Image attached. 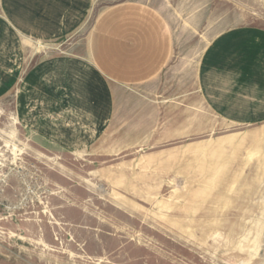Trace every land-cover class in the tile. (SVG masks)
Listing matches in <instances>:
<instances>
[{
	"label": "rangeland",
	"instance_id": "rangeland-1",
	"mask_svg": "<svg viewBox=\"0 0 264 264\" xmlns=\"http://www.w3.org/2000/svg\"><path fill=\"white\" fill-rule=\"evenodd\" d=\"M125 6L169 37L139 83L90 53ZM217 75L264 85V0H0V264H264V93Z\"/></svg>",
	"mask_w": 264,
	"mask_h": 264
},
{
	"label": "crops",
	"instance_id": "crops-1",
	"mask_svg": "<svg viewBox=\"0 0 264 264\" xmlns=\"http://www.w3.org/2000/svg\"><path fill=\"white\" fill-rule=\"evenodd\" d=\"M123 10L125 11L107 13L99 20L92 33L90 53L97 70L108 80L115 83H139L157 75L168 60L170 53L169 37L165 26L156 13L148 12L138 6H125ZM7 17L12 24L11 26L14 27L10 21L14 19L12 15L7 14ZM224 47L225 44L223 43L213 46L212 59L215 63V71L218 70L219 73H226L223 72L221 63L225 59L227 60L229 56L231 57L227 53H222ZM208 54L204 64H206L211 50ZM222 80V77L219 76L218 78L217 75L214 83L216 99L219 100L216 107L218 105L223 106L222 99L229 100V107H233L234 99L241 98L251 100L250 104L253 110V93H264V85L259 87L257 83L251 82L249 86H246L244 81V83H240L242 87H238V90L235 91L232 85L233 81L235 82L233 76H225L224 82ZM243 80H245L244 76ZM221 82L226 83L225 86ZM219 91L220 94L223 93L220 99L218 98ZM235 92L239 95L234 97ZM261 97L263 100V95ZM246 104L248 106V103ZM227 106L225 105V107ZM256 113L264 117V105Z\"/></svg>",
	"mask_w": 264,
	"mask_h": 264
}]
</instances>
